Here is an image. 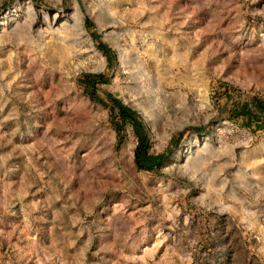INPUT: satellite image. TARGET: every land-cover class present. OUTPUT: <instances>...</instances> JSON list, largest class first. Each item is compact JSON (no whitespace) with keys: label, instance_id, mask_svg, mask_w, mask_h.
<instances>
[{"label":"rangeland","instance_id":"obj_1","mask_svg":"<svg viewBox=\"0 0 264 264\" xmlns=\"http://www.w3.org/2000/svg\"><path fill=\"white\" fill-rule=\"evenodd\" d=\"M99 73L150 152L176 144L159 170L84 91ZM252 96L264 0H0V264H34L32 241L41 264H91L104 231L122 264H264V124L228 114Z\"/></svg>","mask_w":264,"mask_h":264},{"label":"trees","instance_id":"obj_2","mask_svg":"<svg viewBox=\"0 0 264 264\" xmlns=\"http://www.w3.org/2000/svg\"><path fill=\"white\" fill-rule=\"evenodd\" d=\"M101 49L108 59L112 56V49L103 41L99 42ZM108 81L103 74H87L81 79L84 91L95 101L107 106L110 111V120L113 122L119 142L123 140V129L130 124L137 137V145L134 149L135 162L141 169L149 171L159 170L164 162L173 154L174 143L165 151L159 153L150 152V136L143 116L131 106L125 104L113 94L107 93L105 97L98 93V86ZM230 119L241 121L242 124L251 129H261L264 124V98L252 96L248 100L236 103L228 111Z\"/></svg>","mask_w":264,"mask_h":264},{"label":"crops","instance_id":"obj_3","mask_svg":"<svg viewBox=\"0 0 264 264\" xmlns=\"http://www.w3.org/2000/svg\"><path fill=\"white\" fill-rule=\"evenodd\" d=\"M90 236V234H89ZM92 240L90 243V248L92 251H96V258H92L91 264H122L121 255L120 252L123 250L122 247H120L119 244H114L110 241V233L103 232V235L100 240H97L94 242V236L92 235ZM38 249H36V253L34 255L33 250L34 244L33 241L30 243H26V245L23 246L24 251V261L30 262L34 259V264H41L40 257L43 259V255H45V251L48 250V248H52L51 245L41 244L40 242L37 244ZM176 248L181 256V261L183 263H188V256H187V248L184 247V245H177ZM112 253V254H111ZM43 254V255H42ZM35 256V257H34Z\"/></svg>","mask_w":264,"mask_h":264}]
</instances>
